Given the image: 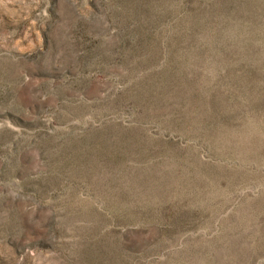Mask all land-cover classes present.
<instances>
[{
	"label": "rangeland",
	"instance_id": "1",
	"mask_svg": "<svg viewBox=\"0 0 264 264\" xmlns=\"http://www.w3.org/2000/svg\"><path fill=\"white\" fill-rule=\"evenodd\" d=\"M0 264H264V0H0Z\"/></svg>",
	"mask_w": 264,
	"mask_h": 264
}]
</instances>
